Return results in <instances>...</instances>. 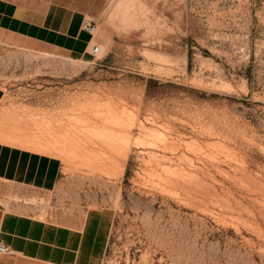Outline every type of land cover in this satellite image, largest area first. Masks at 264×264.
Returning <instances> with one entry per match:
<instances>
[{
	"label": "rangeland",
	"instance_id": "1",
	"mask_svg": "<svg viewBox=\"0 0 264 264\" xmlns=\"http://www.w3.org/2000/svg\"><path fill=\"white\" fill-rule=\"evenodd\" d=\"M15 1L95 26L83 53L0 30V154L25 177L0 176V213L106 208L101 264H264V0Z\"/></svg>",
	"mask_w": 264,
	"mask_h": 264
},
{
	"label": "crops",
	"instance_id": "2",
	"mask_svg": "<svg viewBox=\"0 0 264 264\" xmlns=\"http://www.w3.org/2000/svg\"><path fill=\"white\" fill-rule=\"evenodd\" d=\"M78 19L81 17L74 10L39 9L33 4L0 0V30L73 53H83L90 40L89 33L82 27L84 18L80 24ZM27 162L34 169L27 174L36 175L33 181L37 179L45 185L54 183L51 173L41 172L40 175L36 171L52 165L50 159L28 156ZM21 163L20 154L13 161L9 154H0V176L18 181L25 179ZM110 225L111 213L103 207L89 208L68 222L39 218L30 211H2L0 242L13 250L10 254L40 264H101Z\"/></svg>",
	"mask_w": 264,
	"mask_h": 264
},
{
	"label": "built area",
	"instance_id": "3",
	"mask_svg": "<svg viewBox=\"0 0 264 264\" xmlns=\"http://www.w3.org/2000/svg\"><path fill=\"white\" fill-rule=\"evenodd\" d=\"M94 26H95V24L92 20L86 19V18H84L82 20V27L87 33L92 34L93 30H94ZM97 51H98V45L93 44L91 46V53L95 54ZM12 252H13V250L10 247H8L7 245L0 242V253L10 254Z\"/></svg>",
	"mask_w": 264,
	"mask_h": 264
},
{
	"label": "bare ground",
	"instance_id": "4",
	"mask_svg": "<svg viewBox=\"0 0 264 264\" xmlns=\"http://www.w3.org/2000/svg\"><path fill=\"white\" fill-rule=\"evenodd\" d=\"M99 48H100V46L98 45V51H99ZM98 51H97V52H98Z\"/></svg>",
	"mask_w": 264,
	"mask_h": 264
}]
</instances>
